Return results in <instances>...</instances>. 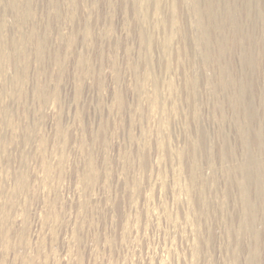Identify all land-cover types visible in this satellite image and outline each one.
<instances>
[{"label":"rangeland","instance_id":"374dc122","mask_svg":"<svg viewBox=\"0 0 264 264\" xmlns=\"http://www.w3.org/2000/svg\"><path fill=\"white\" fill-rule=\"evenodd\" d=\"M0 264H264V0H0Z\"/></svg>","mask_w":264,"mask_h":264}]
</instances>
